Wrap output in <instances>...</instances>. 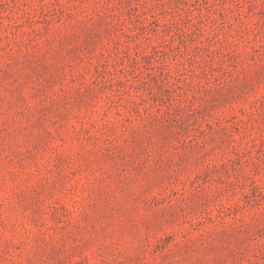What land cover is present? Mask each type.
<instances>
[{"label":"rangeland","instance_id":"1","mask_svg":"<svg viewBox=\"0 0 264 264\" xmlns=\"http://www.w3.org/2000/svg\"><path fill=\"white\" fill-rule=\"evenodd\" d=\"M0 264H264V0H0Z\"/></svg>","mask_w":264,"mask_h":264}]
</instances>
